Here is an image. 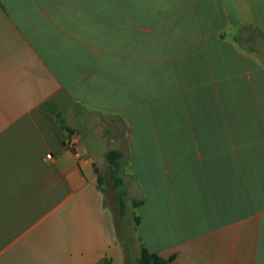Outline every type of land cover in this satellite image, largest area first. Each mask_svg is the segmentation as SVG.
<instances>
[{"label": "crops", "instance_id": "0c3cea01", "mask_svg": "<svg viewBox=\"0 0 264 264\" xmlns=\"http://www.w3.org/2000/svg\"><path fill=\"white\" fill-rule=\"evenodd\" d=\"M102 117L129 129L131 251L69 144L103 143ZM142 246L264 264V0H1L0 264H138Z\"/></svg>", "mask_w": 264, "mask_h": 264}, {"label": "rangeland", "instance_id": "374dc122", "mask_svg": "<svg viewBox=\"0 0 264 264\" xmlns=\"http://www.w3.org/2000/svg\"><path fill=\"white\" fill-rule=\"evenodd\" d=\"M99 121H101V124H98L97 128H99L100 125L102 127L103 135L105 138L103 143L96 140L95 138L87 139L84 129H81L75 130L74 135L71 136L72 138L69 144L72 146H77L78 149L81 150V152H84L86 150L89 154H92L94 156L92 165L96 164L97 168L99 169L98 175L102 177L103 190L107 196V201L109 203L108 205L114 212L119 231H123L125 244H131L126 241V238H128V236H130V242L134 239L132 247L128 246L131 251L134 249L133 246L138 245L135 233L137 223L134 220L135 216H138V211L132 207L130 198L127 196V181L129 179V176L125 174L128 171V155L126 150L128 135L126 134L128 133L129 129L124 128L120 122L116 124L115 120L111 118L102 117L99 119ZM108 130H111V132H109ZM115 149H120L124 154L123 159L119 161V164L117 166V177L122 181V186L120 189L124 193V201L126 204L125 211L121 209L119 196L117 194L119 190L116 189L111 174V170L116 168H111L109 165H107V168L106 166H103V163H105V159L103 157L105 151ZM129 253L135 254V252Z\"/></svg>", "mask_w": 264, "mask_h": 264}, {"label": "trees", "instance_id": "16d2710c", "mask_svg": "<svg viewBox=\"0 0 264 264\" xmlns=\"http://www.w3.org/2000/svg\"><path fill=\"white\" fill-rule=\"evenodd\" d=\"M0 3H1V0H0ZM121 158H122V153L117 150H110L105 154V159L108 165L111 168H116V169L111 170V174L114 180L115 187L116 189L119 190L117 194L119 196V202H120L121 209L125 211L126 204L124 201V193L120 189L122 186V181L121 179L117 177V166ZM98 183L99 185H102V177L100 175H98ZM142 204H143V201H133L132 202V206L134 208H137ZM136 221L138 223L140 219L137 217ZM137 261H138V264H170V260H164L161 257H159L157 254L149 253L148 250L143 246L141 247L140 255Z\"/></svg>", "mask_w": 264, "mask_h": 264}, {"label": "water", "instance_id": "95a60500", "mask_svg": "<svg viewBox=\"0 0 264 264\" xmlns=\"http://www.w3.org/2000/svg\"><path fill=\"white\" fill-rule=\"evenodd\" d=\"M92 166H93V168H94V172H95L96 174H98V172H99V169L96 167V165H95V164H93Z\"/></svg>", "mask_w": 264, "mask_h": 264}, {"label": "built area", "instance_id": "2783aa9c", "mask_svg": "<svg viewBox=\"0 0 264 264\" xmlns=\"http://www.w3.org/2000/svg\"><path fill=\"white\" fill-rule=\"evenodd\" d=\"M51 157H52L51 155H48V156H47L48 159H51Z\"/></svg>", "mask_w": 264, "mask_h": 264}]
</instances>
